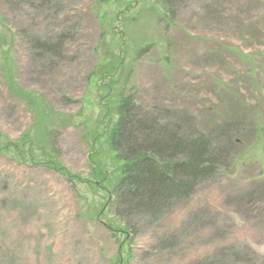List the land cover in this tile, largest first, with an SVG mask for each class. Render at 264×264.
I'll list each match as a JSON object with an SVG mask.
<instances>
[{
	"label": "rangeland",
	"instance_id": "obj_1",
	"mask_svg": "<svg viewBox=\"0 0 264 264\" xmlns=\"http://www.w3.org/2000/svg\"><path fill=\"white\" fill-rule=\"evenodd\" d=\"M120 92L221 156L129 241L102 181ZM262 189L264 0H0V264H264Z\"/></svg>",
	"mask_w": 264,
	"mask_h": 264
},
{
	"label": "trees",
	"instance_id": "obj_2",
	"mask_svg": "<svg viewBox=\"0 0 264 264\" xmlns=\"http://www.w3.org/2000/svg\"><path fill=\"white\" fill-rule=\"evenodd\" d=\"M64 38L61 35L49 43L36 41L34 50L40 55L57 57ZM116 99L115 106L108 112L103 143L112 159L109 166L114 171L111 170L109 176L104 172L102 181L108 190L107 208L121 227L118 230L122 237L129 241L136 234L133 217L157 220L172 203L189 198L201 183L216 175L221 156L218 138L214 137V143L211 137L195 132L194 128L192 134H185L179 124L139 118L132 110L130 96L125 97L120 92ZM235 107L228 104L226 113ZM252 113V118L257 116ZM246 125L250 126L244 121L239 127ZM227 127L228 124L219 126L215 132L222 143L223 138L233 141L241 136L231 133L234 131L227 132ZM236 133L244 134L243 131ZM255 194L264 200V189Z\"/></svg>",
	"mask_w": 264,
	"mask_h": 264
}]
</instances>
